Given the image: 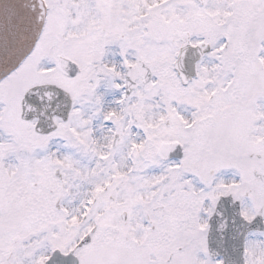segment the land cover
I'll return each mask as SVG.
<instances>
[{
  "label": "snow or ice",
  "instance_id": "obj_1",
  "mask_svg": "<svg viewBox=\"0 0 264 264\" xmlns=\"http://www.w3.org/2000/svg\"><path fill=\"white\" fill-rule=\"evenodd\" d=\"M0 264H264V0H0Z\"/></svg>",
  "mask_w": 264,
  "mask_h": 264
}]
</instances>
